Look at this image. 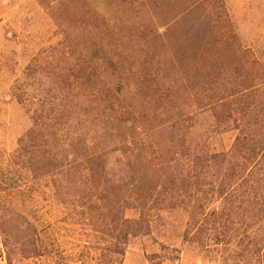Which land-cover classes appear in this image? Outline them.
<instances>
[{
    "label": "trees",
    "instance_id": "16d2710c",
    "mask_svg": "<svg viewBox=\"0 0 264 264\" xmlns=\"http://www.w3.org/2000/svg\"><path fill=\"white\" fill-rule=\"evenodd\" d=\"M83 1L59 0V12L70 6L84 11L85 4H77ZM135 3L174 8L175 24L197 15L191 20L195 36L204 32L203 25L215 22V0H138L130 5ZM52 9L57 12L55 3ZM173 26L157 30L165 33ZM193 35L174 38L177 49L147 79L121 74L123 63L113 60L110 50L104 51L109 58L100 72L79 63L80 72L73 74L51 63L47 75L17 78L11 95L27 107L30 127L9 162L29 170L33 178L55 174L59 178L54 182L63 189L85 183L84 188L74 187L70 198L107 217L105 229L118 231V255L124 253L128 237L148 233L149 210L187 208L195 220L215 201L211 218L193 221L184 235L194 232L191 238L201 247L207 246L201 240L204 233L214 236L215 245L238 247L236 259L252 260L264 252V63L253 54L236 58L225 79L233 84L231 89L201 90L199 84L209 76L215 81V56L186 58L180 49ZM190 64L199 66V75H190ZM196 76L198 81L188 88L187 77ZM196 86L199 90L191 91ZM206 110L215 129L235 133L229 148L215 151L193 139L194 116ZM113 152L120 153L123 168L112 177L106 157ZM204 189L210 193H200ZM127 209L138 210V219L125 218ZM3 212L25 219L12 208Z\"/></svg>",
    "mask_w": 264,
    "mask_h": 264
},
{
    "label": "rangeland",
    "instance_id": "374dc122",
    "mask_svg": "<svg viewBox=\"0 0 264 264\" xmlns=\"http://www.w3.org/2000/svg\"><path fill=\"white\" fill-rule=\"evenodd\" d=\"M133 1L138 0H84L77 2L85 4L84 11L70 6L59 12V0H49V6L44 0H0V264H264V252L252 260L236 259L239 249L234 244L215 245L214 236L204 233L201 240L207 246L201 247L192 239L194 232L184 235L193 221L211 218L215 201L209 203L206 215L197 214L195 220L187 208L149 210L148 233L128 237L124 253L118 255L114 253L118 231L105 229L107 217L70 198L74 187L84 188L85 183L63 189L58 180L54 182L59 178L55 174L33 178L29 170L9 162L18 139L30 127L27 107L11 95L17 78L37 72L47 75L51 63L73 74L80 72L79 63L89 65L88 71L100 72L109 58L104 51L110 50L113 60L123 63L118 68L121 74L147 79L177 49L174 38L194 34L191 20L197 15L175 24L174 8L130 5ZM54 3L57 12L51 10ZM213 19V25L202 26L204 32L190 36L192 41L183 40L180 51L196 61L215 56V81L209 76L199 84L201 90L231 89L233 84L225 79L236 58L253 54L264 63V0H215ZM159 26L173 29L160 33ZM196 65L190 64V75H199ZM159 73L164 74L161 69ZM192 78L186 79L188 88L198 81V76ZM195 90L199 87L191 91ZM213 121L208 110L195 115L193 139L211 150L229 148L235 133L218 131ZM106 160L108 174L119 175L120 153H110ZM5 208L22 213L25 219L12 218L3 212ZM124 216L138 219L139 212L127 209ZM199 220L198 225H203Z\"/></svg>",
    "mask_w": 264,
    "mask_h": 264
},
{
    "label": "built area",
    "instance_id": "2783aa9c",
    "mask_svg": "<svg viewBox=\"0 0 264 264\" xmlns=\"http://www.w3.org/2000/svg\"><path fill=\"white\" fill-rule=\"evenodd\" d=\"M208 264H212V263H208Z\"/></svg>",
    "mask_w": 264,
    "mask_h": 264
}]
</instances>
